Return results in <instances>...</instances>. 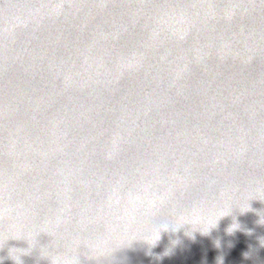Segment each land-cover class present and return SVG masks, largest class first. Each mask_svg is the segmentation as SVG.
<instances>
[{"label":"water","instance_id":"water-1","mask_svg":"<svg viewBox=\"0 0 264 264\" xmlns=\"http://www.w3.org/2000/svg\"><path fill=\"white\" fill-rule=\"evenodd\" d=\"M149 207L227 215L147 255ZM261 242L264 0H0V264H264Z\"/></svg>","mask_w":264,"mask_h":264},{"label":"clouds","instance_id":"clouds-1","mask_svg":"<svg viewBox=\"0 0 264 264\" xmlns=\"http://www.w3.org/2000/svg\"><path fill=\"white\" fill-rule=\"evenodd\" d=\"M142 218L139 219V222L142 224V229L138 233L133 234V241H141L143 244L147 245V255H153L152 249L157 247L162 240L164 234L175 235L180 231V229L185 226H190L189 230L186 231V235L193 237L195 231H199L202 235H209L211 229L217 226L218 220L227 215H221L216 220L214 225L208 224V218L203 212L193 210L187 214L183 213H169L166 216H160L154 209L151 207L145 208L142 212ZM134 220H137V217H133ZM205 225H208L207 231H204L203 228ZM234 225V224H233ZM231 225L228 229L229 234H232L235 229L239 227H233ZM189 232L191 233L189 235ZM262 241V240H261ZM178 239L170 241V247L166 248L162 254L156 255V259H163L164 256L172 254L174 246L179 244ZM131 244V243H130ZM261 246H264V243L261 242ZM245 258H248V253H245ZM66 264H72V261H66Z\"/></svg>","mask_w":264,"mask_h":264}]
</instances>
